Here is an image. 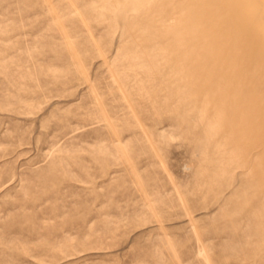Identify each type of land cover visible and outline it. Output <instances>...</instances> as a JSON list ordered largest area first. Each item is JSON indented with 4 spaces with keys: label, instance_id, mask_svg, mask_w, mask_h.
I'll return each instance as SVG.
<instances>
[{
    "label": "rangeland",
    "instance_id": "obj_1",
    "mask_svg": "<svg viewBox=\"0 0 264 264\" xmlns=\"http://www.w3.org/2000/svg\"><path fill=\"white\" fill-rule=\"evenodd\" d=\"M0 264H264V0H0Z\"/></svg>",
    "mask_w": 264,
    "mask_h": 264
}]
</instances>
